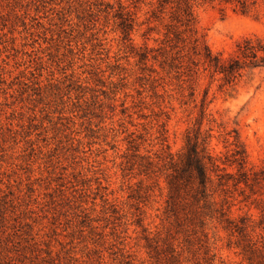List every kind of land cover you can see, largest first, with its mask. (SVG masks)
<instances>
[{
  "label": "rangeland",
  "instance_id": "374dc122",
  "mask_svg": "<svg viewBox=\"0 0 264 264\" xmlns=\"http://www.w3.org/2000/svg\"><path fill=\"white\" fill-rule=\"evenodd\" d=\"M176 1L0 0V264H264V179L227 193L244 233L167 212L189 131L222 158L237 132L264 169V69L192 75ZM192 3L214 52L264 39V3Z\"/></svg>",
  "mask_w": 264,
  "mask_h": 264
},
{
  "label": "trees",
  "instance_id": "16d2710c",
  "mask_svg": "<svg viewBox=\"0 0 264 264\" xmlns=\"http://www.w3.org/2000/svg\"><path fill=\"white\" fill-rule=\"evenodd\" d=\"M192 1L198 0L176 1L177 22L180 24L176 25L174 30L177 42L175 46L180 54L178 57H188L186 67L192 75L202 68L210 77L219 76L224 84L233 85L245 72L264 69V39L259 36L244 37L228 56L222 52H214L205 35L199 33ZM201 1H218L219 4L225 5L224 8L229 5L242 13L253 12L264 3V0ZM186 49L187 52L183 53ZM211 136V132L203 135L201 127L189 131L184 150L178 159L170 155L167 212L176 221L198 220L202 225H205L207 220L219 219L226 222L227 227L244 233L248 227L247 218L241 217L242 224L239 225L230 215L229 207H225L228 203L227 193L231 188L240 189L242 192L246 188L253 190L264 179V169L254 171L247 168L246 148L237 132L230 135L232 140L226 137L225 142H229L233 148L232 153L224 158L213 154L210 148ZM229 167H235L236 171H230ZM222 194L226 197L218 199ZM249 260L251 264H261L252 255Z\"/></svg>",
  "mask_w": 264,
  "mask_h": 264
}]
</instances>
